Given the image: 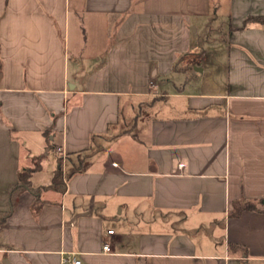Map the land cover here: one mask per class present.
<instances>
[{
	"label": "crops",
	"instance_id": "0c3cea01",
	"mask_svg": "<svg viewBox=\"0 0 264 264\" xmlns=\"http://www.w3.org/2000/svg\"><path fill=\"white\" fill-rule=\"evenodd\" d=\"M261 16L264 0H0V264H264Z\"/></svg>",
	"mask_w": 264,
	"mask_h": 264
},
{
	"label": "trees",
	"instance_id": "16d2710c",
	"mask_svg": "<svg viewBox=\"0 0 264 264\" xmlns=\"http://www.w3.org/2000/svg\"><path fill=\"white\" fill-rule=\"evenodd\" d=\"M251 22L264 24V16L250 17L246 20L245 24L247 25L248 23H251ZM98 150L99 148L92 147L90 148L88 152H85V155H83L82 153H77V154H72L71 156H69L68 166L69 168H71L70 169L71 174L82 171L85 168L87 157L90 154L97 152ZM33 172L34 170H31V169H23L22 171H20L18 185L16 186L13 192L28 189L30 186L29 180ZM61 185H63L64 187L62 165H60V167L56 170L54 180L52 183V186L58 189L60 188ZM33 193H36V192L33 191ZM248 208H252V205H248Z\"/></svg>",
	"mask_w": 264,
	"mask_h": 264
},
{
	"label": "rangeland",
	"instance_id": "374dc122",
	"mask_svg": "<svg viewBox=\"0 0 264 264\" xmlns=\"http://www.w3.org/2000/svg\"><path fill=\"white\" fill-rule=\"evenodd\" d=\"M226 30L224 29H208L207 32L205 33V35H203L202 33L199 34V37L200 36H205V37H208V38H216L218 36H222L223 37V33L225 32ZM127 107V104H123V110H124V119H123V123L125 126L127 127H130V126H133V120L130 121V116L127 114L128 113V108ZM146 109H144L145 111ZM140 113V110L139 108H137L134 112V115H138ZM37 167V166H36Z\"/></svg>",
	"mask_w": 264,
	"mask_h": 264
},
{
	"label": "built area",
	"instance_id": "2783aa9c",
	"mask_svg": "<svg viewBox=\"0 0 264 264\" xmlns=\"http://www.w3.org/2000/svg\"><path fill=\"white\" fill-rule=\"evenodd\" d=\"M66 156L63 155V161L65 162ZM114 231L110 230L108 231V235L113 234ZM104 251L110 250V243L108 241L105 242ZM62 264H83L82 260L78 257L76 253H66L64 254V257L62 259Z\"/></svg>",
	"mask_w": 264,
	"mask_h": 264
}]
</instances>
